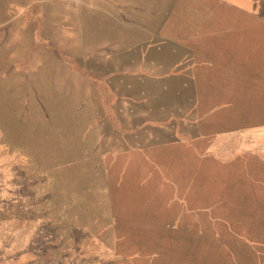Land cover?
Wrapping results in <instances>:
<instances>
[{
	"label": "rangeland",
	"instance_id": "obj_1",
	"mask_svg": "<svg viewBox=\"0 0 264 264\" xmlns=\"http://www.w3.org/2000/svg\"><path fill=\"white\" fill-rule=\"evenodd\" d=\"M257 1V18L249 4L247 16L223 9L215 19L199 7L210 0L94 4L109 13L118 6L125 22L128 15L161 26L170 39L197 22L225 29L226 58L248 60L252 79L264 60V0ZM7 38L15 36H0V264H264L260 196L232 185V165L197 153L189 137L144 125V100L125 98L127 68L64 59L27 31L15 53ZM230 85L238 106L240 84ZM256 101L248 99L249 112ZM255 117L248 114L249 127ZM225 151L253 158L264 147L249 135L229 139Z\"/></svg>",
	"mask_w": 264,
	"mask_h": 264
},
{
	"label": "crops",
	"instance_id": "obj_2",
	"mask_svg": "<svg viewBox=\"0 0 264 264\" xmlns=\"http://www.w3.org/2000/svg\"><path fill=\"white\" fill-rule=\"evenodd\" d=\"M97 2L118 0H0V36H15L6 39L14 44L9 46L11 52L22 50L23 41L17 36L27 31L30 42L46 41L50 48L44 49L52 53L51 47L56 48L64 59L77 63L102 60L112 67L127 68L122 73V78L128 79L125 98L133 102L144 100V125L168 131L171 135L167 136L180 140L189 137L197 153H205L208 160L232 165V173H236L232 177L239 181L232 185L241 190L254 189L260 196L259 202L264 203V153L251 158L245 154L229 156L225 151L229 139L240 141L249 135H254L264 147V60L256 63V76L249 79L248 60H239L237 66L230 57L226 58L225 51L231 48L221 40L225 29L212 30L207 27L209 22L200 29L202 24L197 22L195 30H176V37L170 39L161 26L151 30L150 23L137 24L134 16L128 15L125 22L118 6L109 13L94 4ZM249 4L258 11L257 0H210L199 7L208 11L205 17L215 19L224 18L223 9L247 16ZM260 9L264 10L262 6ZM30 11L33 19L25 18ZM257 11L253 14L256 18ZM121 26L127 30H120ZM233 67H239L238 74ZM233 78L241 89L238 106L230 103ZM135 82L142 87L138 96L133 93ZM249 87L255 95L246 93ZM120 97L118 93L117 98ZM248 99L257 100L253 112L248 110ZM250 113L256 117L249 127L253 122L248 118ZM235 114L239 117L234 126ZM202 146L206 149L200 151ZM253 163L254 170L250 165Z\"/></svg>",
	"mask_w": 264,
	"mask_h": 264
}]
</instances>
